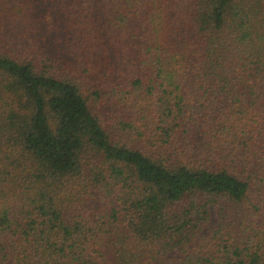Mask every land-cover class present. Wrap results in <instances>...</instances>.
<instances>
[{"label": "trees", "instance_id": "trees-1", "mask_svg": "<svg viewBox=\"0 0 264 264\" xmlns=\"http://www.w3.org/2000/svg\"><path fill=\"white\" fill-rule=\"evenodd\" d=\"M0 264H264V0H0Z\"/></svg>", "mask_w": 264, "mask_h": 264}]
</instances>
